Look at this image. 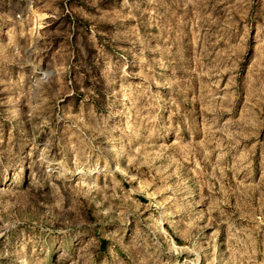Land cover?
<instances>
[{"label": "rangeland", "instance_id": "1", "mask_svg": "<svg viewBox=\"0 0 264 264\" xmlns=\"http://www.w3.org/2000/svg\"><path fill=\"white\" fill-rule=\"evenodd\" d=\"M0 264H264V0H0Z\"/></svg>", "mask_w": 264, "mask_h": 264}]
</instances>
